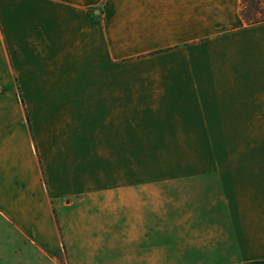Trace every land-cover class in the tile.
Returning a JSON list of instances; mask_svg holds the SVG:
<instances>
[{"label": "crops", "instance_id": "1", "mask_svg": "<svg viewBox=\"0 0 264 264\" xmlns=\"http://www.w3.org/2000/svg\"><path fill=\"white\" fill-rule=\"evenodd\" d=\"M240 8L0 0V264H264V17ZM166 144H208L206 205L136 171Z\"/></svg>", "mask_w": 264, "mask_h": 264}, {"label": "rangeland", "instance_id": "2", "mask_svg": "<svg viewBox=\"0 0 264 264\" xmlns=\"http://www.w3.org/2000/svg\"><path fill=\"white\" fill-rule=\"evenodd\" d=\"M206 146L208 144H166L164 148L156 147V149H151V158L135 159L136 171L142 169L147 171L152 182L166 181L168 183L174 182L182 184L184 188L182 195L187 200L206 205L210 198L206 190L208 180L205 178V175H200L198 178L195 176L206 171V158L201 156L206 155ZM209 194L212 195V192H209ZM200 215L205 216L202 213ZM59 257L61 262L56 261V264H66L62 256L59 255ZM200 258L201 256L199 260ZM203 258H205V261L208 259L207 263H209L212 262L213 258L217 261L222 256L221 253H218L214 254V256L209 255ZM79 259L83 260L84 264H117L121 260L124 263L125 251L122 248H118L116 251L109 252L105 250L97 254H92V252L86 250L82 252ZM68 264L78 263L69 262Z\"/></svg>", "mask_w": 264, "mask_h": 264}, {"label": "trees", "instance_id": "3", "mask_svg": "<svg viewBox=\"0 0 264 264\" xmlns=\"http://www.w3.org/2000/svg\"><path fill=\"white\" fill-rule=\"evenodd\" d=\"M241 6V16L246 22L257 23L263 19L264 9L261 0H241Z\"/></svg>", "mask_w": 264, "mask_h": 264}]
</instances>
